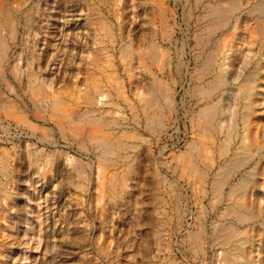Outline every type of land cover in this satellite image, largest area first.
<instances>
[{
    "label": "rangeland",
    "instance_id": "374dc122",
    "mask_svg": "<svg viewBox=\"0 0 264 264\" xmlns=\"http://www.w3.org/2000/svg\"><path fill=\"white\" fill-rule=\"evenodd\" d=\"M262 125L264 0H0V264H264Z\"/></svg>",
    "mask_w": 264,
    "mask_h": 264
},
{
    "label": "bare ground",
    "instance_id": "6f19581e",
    "mask_svg": "<svg viewBox=\"0 0 264 264\" xmlns=\"http://www.w3.org/2000/svg\"><path fill=\"white\" fill-rule=\"evenodd\" d=\"M246 2V1H245ZM236 4H233L232 7H235ZM230 10V9H228ZM215 13L216 14H220V13H223L224 14V19L227 17L228 13H230V11H223L222 9L220 8H216L215 9ZM248 54L247 53H244L243 54V57L244 58H247ZM214 59L213 57H209V59L207 60V62H210L213 63ZM255 88L256 86L255 85H252L250 84L247 88H246V91H247V103H246V107L247 108H250L252 107L254 104L252 102V97H254V95L256 94L255 92ZM232 96V95H231ZM255 103H256V100H255ZM205 111V116H206V121L208 123L209 126H213L214 124V119H215V111H214V108L211 106V107H205L203 109ZM227 120V118H226ZM244 132H247L248 131V122L245 120L244 121ZM221 126V125H220ZM234 125H232V120L229 119V123H228V128L230 131H232ZM263 129H264V125H262ZM231 135L230 133L228 134V136ZM226 150H227V147H225ZM251 148H249V150L247 149V151H245V154L243 152H237L234 154V156L228 161V164H227V172H226V175H231L233 174L239 167L243 166L246 162H247V159H249V157H252L254 156L253 154H250L251 153ZM248 154V155H247ZM254 161V160H253ZM261 165L259 162L256 163V166L251 170L252 172H250L249 174V177H241L236 183H234V185L232 186V189L234 187H237V188H240L242 187L244 189V187L248 186L249 184H251V186H256L257 185V181H256V178L258 176V166ZM262 166H263V163H262ZM243 193L245 191L242 190ZM244 195V194H243ZM243 241L242 240H238V243L235 247V250L237 251L238 249L241 250V247L243 248ZM234 247V246H233ZM241 253V252H240Z\"/></svg>",
    "mask_w": 264,
    "mask_h": 264
}]
</instances>
